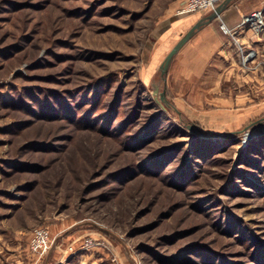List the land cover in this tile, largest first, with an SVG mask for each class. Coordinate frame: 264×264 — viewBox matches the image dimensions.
I'll use <instances>...</instances> for the list:
<instances>
[{"label": "rangeland", "instance_id": "374dc122", "mask_svg": "<svg viewBox=\"0 0 264 264\" xmlns=\"http://www.w3.org/2000/svg\"><path fill=\"white\" fill-rule=\"evenodd\" d=\"M185 1L0 0V241L28 235L36 264H264V55L244 27L248 87L176 88L160 64L205 12Z\"/></svg>", "mask_w": 264, "mask_h": 264}, {"label": "crops", "instance_id": "0c3cea01", "mask_svg": "<svg viewBox=\"0 0 264 264\" xmlns=\"http://www.w3.org/2000/svg\"><path fill=\"white\" fill-rule=\"evenodd\" d=\"M264 0H230L224 4L220 2L217 7L220 8L219 16L224 20L226 26L231 30H236L240 39L248 42L249 32L238 30L237 25L246 13L259 9L263 6ZM211 14L210 11L198 12L190 17L180 19L182 24H189L187 29L205 19ZM219 18L214 17L206 19L203 25L186 41L173 56L168 71H171L175 77L176 88L188 76V83H193L192 89H195L197 83L200 88H216V84L223 80L226 74H236L235 83L237 87L243 89L246 85L243 75L238 73L236 65V56L228 35L219 29ZM191 20V21H189ZM188 21V22H187ZM256 38L251 41L253 49L264 55V36H253ZM174 67V68H173ZM258 82L264 83L263 75L254 76ZM170 86L171 79H166ZM208 82L209 85H202ZM178 84V85H177ZM248 87V86H246ZM188 89H190L187 86ZM6 238V237H5ZM3 238L0 241V264H36L35 254L29 252L27 248L28 235L11 236L8 239Z\"/></svg>", "mask_w": 264, "mask_h": 264}, {"label": "built area", "instance_id": "2783aa9c", "mask_svg": "<svg viewBox=\"0 0 264 264\" xmlns=\"http://www.w3.org/2000/svg\"><path fill=\"white\" fill-rule=\"evenodd\" d=\"M224 0H186L184 5L179 9V14H186V13H192L197 10L202 11H210L214 12L217 5ZM218 17V15H217ZM221 30L227 34L229 37H231V41H233V44L237 46L238 54L239 56H242L245 54L243 46L238 41V34L236 30H231L230 28H227L226 25H224L223 21L220 25ZM244 27L250 28L252 31L256 33L255 36L260 37V34H264V6L259 9L252 11L246 15H243L239 24L237 25L238 30L244 29ZM237 35V38L236 36ZM48 233H46L43 230H37L34 233V237L32 240V249L33 250H39L40 252H45L49 249L48 244Z\"/></svg>", "mask_w": 264, "mask_h": 264}, {"label": "water", "instance_id": "95a60500", "mask_svg": "<svg viewBox=\"0 0 264 264\" xmlns=\"http://www.w3.org/2000/svg\"><path fill=\"white\" fill-rule=\"evenodd\" d=\"M230 0H224V4L228 3ZM220 8L216 7L214 12H211V14L206 17L205 19H200L198 22H196L177 42L176 44L170 49V51L167 53L166 57L164 58L163 62L160 64V72L163 74L167 71L168 66L175 55V53L179 50V48L186 42L188 41L193 34L203 25L206 19H213L219 14ZM160 99L161 101L165 104L168 105L164 93L160 94Z\"/></svg>", "mask_w": 264, "mask_h": 264}, {"label": "trees", "instance_id": "16d2710c", "mask_svg": "<svg viewBox=\"0 0 264 264\" xmlns=\"http://www.w3.org/2000/svg\"><path fill=\"white\" fill-rule=\"evenodd\" d=\"M88 91H89V93L91 92L90 98H83V100L85 102L89 101V105L92 106V108H94L95 107V104L97 103V99L103 95V90L100 91L99 89H94V88L91 87L90 90H88ZM100 94H102V95L99 96ZM84 101H83V103H85ZM72 107H77L76 109L80 110L81 111V114H84L85 112L89 111L88 109L85 108V105L84 104H81V103L78 104L77 102H76V104L72 105ZM72 107L69 106L68 109L66 108L67 109V112H70ZM78 110H77V113H78ZM69 117H71V116H69ZM90 121H91V117H86L85 121H84V119L82 120V122H88V123ZM102 132H104L106 134L109 133V132H106L104 129H103Z\"/></svg>", "mask_w": 264, "mask_h": 264}]
</instances>
